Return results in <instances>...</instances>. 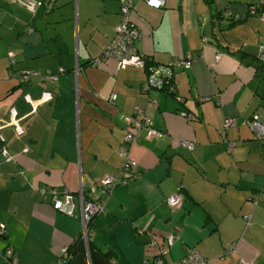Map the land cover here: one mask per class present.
<instances>
[{"label": "crops", "instance_id": "0c3cea01", "mask_svg": "<svg viewBox=\"0 0 264 264\" xmlns=\"http://www.w3.org/2000/svg\"><path fill=\"white\" fill-rule=\"evenodd\" d=\"M21 1L0 0V146L10 157L0 152V264H10L6 248L17 264H60L62 249L82 235L79 192L95 198L92 187L128 160L138 176L116 185L87 227V243L110 264L157 257L168 234L176 240L167 262L194 247L210 264H264V138L249 124L257 113L264 125L256 60L264 0H164L159 8L133 0L135 45L146 62H191L175 70L172 92L147 93L144 67L91 63L114 35L118 0H31L40 2L33 11ZM235 14L244 17L236 22ZM25 69L36 74L21 83ZM44 91L51 99L31 114L25 97ZM13 108L21 134L4 125ZM138 108L162 138L141 131L124 141ZM65 192L74 216L52 208ZM176 192L181 205L171 209L165 197Z\"/></svg>", "mask_w": 264, "mask_h": 264}, {"label": "built area", "instance_id": "2783aa9c", "mask_svg": "<svg viewBox=\"0 0 264 264\" xmlns=\"http://www.w3.org/2000/svg\"><path fill=\"white\" fill-rule=\"evenodd\" d=\"M119 1V10H118V23L114 27V35L110 40L109 44L103 50L99 58L94 59L91 63L92 65L99 64L102 59H113L118 68H124L126 66H137L144 67L146 66V56L144 53L137 49L135 45V40L139 36V31L131 21V11L133 0H118ZM149 6L159 8L163 5L164 0H144ZM26 9L33 11L40 2H33L31 0H22L20 2ZM244 16L241 14H235L232 16L233 21L242 19ZM262 20H264V14H260ZM9 62H14V56L12 52L8 53ZM219 58V55H216V59ZM256 60L258 63L264 67V43L260 44L256 53ZM191 67V62L188 59H174L167 64H153L148 67L146 71V76L141 84V92H145L151 88L157 90H166L172 92L174 89V72L176 69L188 70ZM36 72L30 69L21 70L18 72L19 82H26L31 76L35 75ZM51 79H56L57 76L49 75ZM26 101L31 105L30 113L33 114L36 110L37 105L40 102H44L51 99L49 91H44L42 97L39 100H32L29 96L25 97ZM111 100L115 99V95H111ZM151 104H154L153 101H150ZM139 117L132 118L126 133L123 135L125 142L130 143L136 139V137L141 133L145 132V136L148 138H162L164 132L154 128L149 118L144 115V111L141 108L137 109ZM9 121L5 122L4 125L11 126L16 133H22L23 129L20 124V121L23 117L18 115L17 111L13 108L9 110ZM182 117L190 118L186 112L181 111L179 113ZM232 122L231 119H225L224 125H229ZM250 128L254 132L257 138H264V125L260 122L259 115L254 113L249 121ZM2 141V138H0ZM180 144L191 150L194 147V144L190 141H180ZM0 152L6 162L10 160V157L7 154L6 148L0 146ZM137 164L135 161L128 160L124 163L121 171L118 175H106L101 178L99 182L92 187V190L95 192L96 197L92 199H84L83 193L79 192V218L82 224V235L84 245H87V227L89 222L99 213L104 211L105 203L110 195L112 189L118 184H125L132 178L138 176V173H135ZM125 173H129L128 176H124ZM182 197L176 192L165 197V202L167 206L171 209L179 208L181 205ZM256 203V201H253ZM52 208L54 210L60 211L68 216H74L73 209L74 205L72 203V195L68 192L63 193L62 198H58L54 195ZM5 232V227L3 224L0 225V237H3ZM175 237L171 234H168L165 237V246H158L159 255L154 258L152 264H210L209 260L202 256L198 250L194 247H190L188 251L179 259H174L170 262L163 260L164 255L175 243ZM149 245L157 246V242L151 241ZM66 248L62 249L65 253ZM229 251L232 250V246L228 248ZM3 256L5 259H10V264H17L16 259H12V252L9 248L3 250ZM64 256V254H63ZM62 264V260L60 262ZM239 264H248L247 262L241 260Z\"/></svg>", "mask_w": 264, "mask_h": 264}, {"label": "trees", "instance_id": "16d2710c", "mask_svg": "<svg viewBox=\"0 0 264 264\" xmlns=\"http://www.w3.org/2000/svg\"><path fill=\"white\" fill-rule=\"evenodd\" d=\"M237 22V21H236ZM150 65H153L152 63H150V62H147L146 63V66H145V71H148V67L150 66ZM146 76V75H145ZM93 220V219H92ZM91 220V221H92ZM90 221V222H91ZM90 222H89V224H90ZM89 224H88V226H89ZM4 237V236H3ZM2 238V237H1ZM88 241V240H87ZM88 245H87V248H88V250H89V252L91 253V252H95L94 250H93V248L90 246V244H89V242L87 243ZM84 253H85V247H84V242H83V239L81 238V236H78L77 238H76V240L74 241V242H72V244H70L67 248H66V250H65V253H64V256H62L61 258H62V264H71V261H72V259L76 256V255H78V254H82V255H84ZM101 254V253H100ZM102 255V254H101ZM103 256L106 258V260H108L107 259V257H106V255H104L103 254ZM153 260H154V258H152V259H149V258H147V259H145L144 261H143V263L142 264H152V262H153ZM163 260H165V258L163 257ZM109 261V260H108Z\"/></svg>", "mask_w": 264, "mask_h": 264}, {"label": "water", "instance_id": "95a60500", "mask_svg": "<svg viewBox=\"0 0 264 264\" xmlns=\"http://www.w3.org/2000/svg\"><path fill=\"white\" fill-rule=\"evenodd\" d=\"M150 90L166 91V90H157L155 88H151V89H149L145 92H142V93H147ZM87 245H84V247H85L84 255H82V254L76 255L72 259L71 264H110V262L108 260H106V258L103 255H101L99 252L95 251V252L90 253L88 248H87Z\"/></svg>", "mask_w": 264, "mask_h": 264}, {"label": "rangeland", "instance_id": "374dc122", "mask_svg": "<svg viewBox=\"0 0 264 264\" xmlns=\"http://www.w3.org/2000/svg\"><path fill=\"white\" fill-rule=\"evenodd\" d=\"M24 7V6H23Z\"/></svg>", "mask_w": 264, "mask_h": 264}]
</instances>
